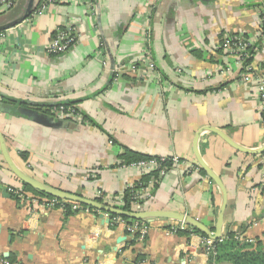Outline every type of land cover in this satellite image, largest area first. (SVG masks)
I'll return each mask as SVG.
<instances>
[{
    "label": "crops",
    "instance_id": "crops-1",
    "mask_svg": "<svg viewBox=\"0 0 264 264\" xmlns=\"http://www.w3.org/2000/svg\"><path fill=\"white\" fill-rule=\"evenodd\" d=\"M90 2L91 9L88 0H59L0 31V103L33 101L45 112L67 102L84 117L52 128L0 114L15 165L47 185L121 209L125 189L140 178L122 154L175 155L182 163L159 177L148 199L132 210L185 213L213 227L221 193L194 164L193 141L200 132L199 153L227 192L221 237L234 232L241 240L263 241L264 158L201 130L219 128L248 148L264 144L254 88L239 82L237 56L221 48L225 35L250 38L252 65L264 80V36L257 35L264 0ZM25 8L20 0L0 12V26ZM68 25L76 32L73 47L47 54L56 29ZM4 187L23 189L0 153V264L6 257L13 264H208L211 257L201 235L168 234L177 221L154 218L139 240L125 221L106 212L108 223L96 209L78 208L65 217L63 209L41 203L44 197L23 190L38 201L22 202L4 194Z\"/></svg>",
    "mask_w": 264,
    "mask_h": 264
},
{
    "label": "built area",
    "instance_id": "built-area-1",
    "mask_svg": "<svg viewBox=\"0 0 264 264\" xmlns=\"http://www.w3.org/2000/svg\"><path fill=\"white\" fill-rule=\"evenodd\" d=\"M20 0H0V12L9 10L13 8L17 2ZM59 0H44L41 4L37 5L34 11L30 14L32 18H35L37 15L42 14L46 9L48 4L58 3ZM87 7L91 9L92 3L88 0ZM257 35L259 37L264 36V14L259 13L257 18ZM76 32L74 28L70 25L62 28L56 29L54 32V36L45 46V52L47 54H61L73 47L76 42ZM252 45V40L250 38H246L239 35L229 34L223 37L221 42V48L225 51L230 52L237 56V63L241 66V71L239 74V82L243 84H249L254 88V95L257 100V113L260 122L264 124V80L255 72L254 66L252 63H245L248 58L251 57L249 53V46ZM150 67H154L153 63H149ZM129 69H134L135 66H128ZM52 115H57L61 118L73 119L77 122H82L81 114L75 109L73 106H64V105H56L50 109ZM166 161H170V167H167L164 163ZM182 160L178 156H151L148 159L138 160L135 162H131L129 164H124L126 166L134 167L138 170L140 178L138 182L144 178L148 177V180L143 183V186L138 189L136 193V198L138 202L135 203H143L145 202L151 194V190L154 185L158 182L159 177L165 174L170 168L180 165ZM198 168L197 166L190 165L189 169ZM157 173L155 177L153 174ZM7 191L17 200L22 202H37L38 200L29 199L26 196L23 189L15 188V187H7ZM41 203H43L46 207H59L64 209V202H69L61 199H57L54 197L41 199ZM71 209L76 210L80 208V205L74 202H71ZM126 230L129 234H132L139 240H143L150 229V223L147 220H135L131 224H125ZM187 226L183 222H178L175 224H169L167 231L168 234L177 233L178 230H183ZM201 243L203 245L204 251L208 256H215L216 254V244L223 240V237H220L216 240L206 237L205 235L200 236ZM250 242L251 240H247ZM2 264H13L8 259H2Z\"/></svg>",
    "mask_w": 264,
    "mask_h": 264
},
{
    "label": "water",
    "instance_id": "water-1",
    "mask_svg": "<svg viewBox=\"0 0 264 264\" xmlns=\"http://www.w3.org/2000/svg\"><path fill=\"white\" fill-rule=\"evenodd\" d=\"M35 1L36 0H25L26 2V8L24 14L7 24H4L0 26V31L5 30L7 28H10L17 23H20L24 19H26L35 9ZM206 1V0H204ZM110 63H113V60L111 58ZM113 64L111 65V74L114 71ZM14 104H6V103H0V114H15L22 117H25L27 119L32 120L33 122H36L38 124L52 127V128H66L69 126L68 124H73V122L69 121L68 119H62L59 117H56L52 114H47L42 111L35 110L34 108L38 106L37 102L33 101H24L20 100L19 102H13ZM203 130H208L216 135H218L220 138H222L229 146L234 148L235 150H238L245 154L250 155H260L264 152V144L257 148H248L243 145H240L236 142H234L227 134L222 132L219 128L216 127H207ZM200 132L195 136V139L193 141V152H194V164L197 165L202 171L205 172L206 176L216 185V187L220 190L221 193V202L217 211L215 224L213 227H209L203 222L199 221L198 219L185 214V213H179L174 211H168V210H138V211H125L119 208H114L111 206H108L106 204L100 203L94 199L86 198L80 194L67 192L64 190H61L59 188L47 185L43 182L38 181L37 179L33 178L29 174L25 173L23 170L18 168L15 163L13 162L8 148L5 141V138L3 134L0 131V153L3 158V161L8 166L12 174L22 183L25 185L30 186L31 188L44 193L45 195H48L50 197H54L57 199L74 202L80 205H84L87 207H91L96 210H100L101 213L99 214V217L102 219V222H109V218H104L103 212H106L110 215H117V216H123L135 220H147L151 221L154 218H163L171 221H178L183 222L186 226L190 228H194L199 230L203 235L206 237H209L211 239H218L222 236V229H223V223H224V211L227 205V192L225 189V186L220 178V176L215 173L203 160L201 157L197 141L199 138ZM3 193L7 194V188H3ZM118 242V241H117ZM7 256V254H5Z\"/></svg>",
    "mask_w": 264,
    "mask_h": 264
},
{
    "label": "trees",
    "instance_id": "trees-1",
    "mask_svg": "<svg viewBox=\"0 0 264 264\" xmlns=\"http://www.w3.org/2000/svg\"><path fill=\"white\" fill-rule=\"evenodd\" d=\"M264 27V25H263ZM247 38V37H246ZM249 53L251 54V57L246 60L245 63H252V54H253V46H249ZM19 102V101H18ZM56 105H64V106H73L67 102H60ZM56 105L50 106L45 108V112L47 114H51L50 109ZM74 107V106H73ZM35 110L41 111L43 109L42 106H37L34 108ZM83 117V116H82ZM84 119V117H83ZM23 158L26 157V155L22 154ZM151 156L139 154L132 151H125L124 154H122L121 159L123 160L124 164H129L131 162H135L138 160H144L148 159ZM258 157L264 158V152ZM167 167H170L171 162L166 161L164 163ZM200 172L204 175L205 172L200 169ZM155 177L157 176V173L153 174ZM148 180V177L142 178L139 182H135L133 186L127 187L124 191L123 197H122V205L121 209L131 212L132 210V204L135 203L137 200L136 193L138 189H140L143 186V183H145ZM157 185V183L154 185V187ZM22 188L24 191H30L34 194V196H37L39 198H50V196L45 195L42 192H39L33 188H31L28 185L22 184ZM262 191L264 192V186L262 188ZM98 202H101V198L95 199ZM141 202V201H138ZM64 214L65 217L71 215L75 212V210L71 209V202H64ZM80 205V204H79ZM80 208H86L92 210L93 208L87 207L84 205H80ZM120 218L123 221L126 222V224H131L135 221V219L123 217V216H117V215H111V219L114 218ZM111 227H115V224L112 223V220L110 222ZM187 232L196 233L199 235H203L199 230L186 227L183 230H178L177 233L179 234H187ZM135 239V238H134ZM264 232H263V241L256 239L254 243L241 240L236 238V234L234 232H228L221 242H218L216 244V254L215 256H211L209 259L208 264H217L219 262H228L230 264H264ZM9 261L13 262L14 259L10 257H6Z\"/></svg>",
    "mask_w": 264,
    "mask_h": 264
}]
</instances>
